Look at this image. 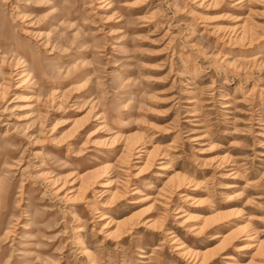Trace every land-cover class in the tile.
Instances as JSON below:
<instances>
[{
    "label": "rangeland",
    "instance_id": "obj_1",
    "mask_svg": "<svg viewBox=\"0 0 264 264\" xmlns=\"http://www.w3.org/2000/svg\"><path fill=\"white\" fill-rule=\"evenodd\" d=\"M0 264H264V0H0Z\"/></svg>",
    "mask_w": 264,
    "mask_h": 264
},
{
    "label": "bare ground",
    "instance_id": "obj_2",
    "mask_svg": "<svg viewBox=\"0 0 264 264\" xmlns=\"http://www.w3.org/2000/svg\"><path fill=\"white\" fill-rule=\"evenodd\" d=\"M20 63L22 64V66H26L27 63H26V59H23V58H20Z\"/></svg>",
    "mask_w": 264,
    "mask_h": 264
}]
</instances>
